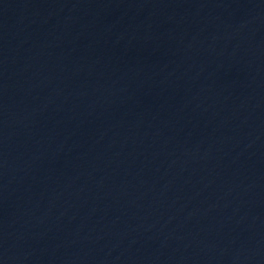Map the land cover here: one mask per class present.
Segmentation results:
<instances>
[{"label":"water","instance_id":"95a60500","mask_svg":"<svg viewBox=\"0 0 264 264\" xmlns=\"http://www.w3.org/2000/svg\"><path fill=\"white\" fill-rule=\"evenodd\" d=\"M0 264H264V0H0Z\"/></svg>","mask_w":264,"mask_h":264}]
</instances>
